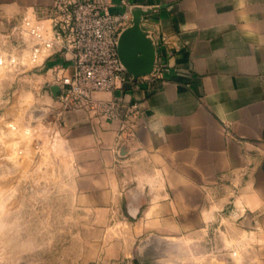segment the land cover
<instances>
[{"label": "crops", "instance_id": "obj_1", "mask_svg": "<svg viewBox=\"0 0 264 264\" xmlns=\"http://www.w3.org/2000/svg\"><path fill=\"white\" fill-rule=\"evenodd\" d=\"M101 1L113 12L154 7L141 27L156 56L151 73L96 94L137 105L133 133L85 109L54 123L56 174L73 206L127 226L111 239L135 240L119 254L137 261L177 264V235L219 230L222 255L247 256L226 264H264V0ZM50 2L0 0V23L44 17ZM27 69L36 105L54 113L51 88L69 62L45 49Z\"/></svg>", "mask_w": 264, "mask_h": 264}, {"label": "rangeland", "instance_id": "obj_2", "mask_svg": "<svg viewBox=\"0 0 264 264\" xmlns=\"http://www.w3.org/2000/svg\"><path fill=\"white\" fill-rule=\"evenodd\" d=\"M27 36L0 23V264H141L119 254L121 245L133 248L135 240L111 239L126 236L128 227L91 222L102 221L103 216L74 207L57 176L55 156L60 146L53 125L47 123L49 112L40 115L41 107L30 92L27 68L33 64V46ZM183 237L177 235L175 244H170V262L173 258L177 264L247 261L244 251L222 255L219 230L210 237L200 233ZM158 248L163 252L164 245Z\"/></svg>", "mask_w": 264, "mask_h": 264}, {"label": "built area", "instance_id": "obj_3", "mask_svg": "<svg viewBox=\"0 0 264 264\" xmlns=\"http://www.w3.org/2000/svg\"><path fill=\"white\" fill-rule=\"evenodd\" d=\"M130 20L129 10L110 11L101 0H51L46 16L26 15L13 25L28 35L31 50L61 51L71 66L70 71L56 73L59 107L48 116V124L54 125L68 110L85 109L133 133L137 105L125 107L117 95L107 99L96 95L121 89L132 79L120 63L116 45L119 31Z\"/></svg>", "mask_w": 264, "mask_h": 264}, {"label": "water", "instance_id": "obj_4", "mask_svg": "<svg viewBox=\"0 0 264 264\" xmlns=\"http://www.w3.org/2000/svg\"><path fill=\"white\" fill-rule=\"evenodd\" d=\"M154 9V7H131L129 9L131 13L130 23L122 27L117 35L116 45L120 63L133 79L151 73L154 68L155 43L141 27L143 15L152 12ZM51 89L56 94L58 86L53 85ZM40 111V115L45 113L44 109H40Z\"/></svg>", "mask_w": 264, "mask_h": 264}, {"label": "bare ground", "instance_id": "obj_5", "mask_svg": "<svg viewBox=\"0 0 264 264\" xmlns=\"http://www.w3.org/2000/svg\"><path fill=\"white\" fill-rule=\"evenodd\" d=\"M45 51V48L44 47H42V48H40V49H36V48H34V49H32L31 51H30V61L31 62H33V63H36V61L38 60V58H39V56L40 55H42V53ZM5 53V52H4ZM13 58V57H12ZM12 62V61H11ZM1 64V63H0ZM11 122V121H10ZM9 122V123H10ZM14 124H11V126H13ZM9 126V125H8ZM28 127V126H27ZM12 129V128H11ZM28 129H29V127H28ZM27 129V130H28ZM30 130V129H29ZM36 130V129H35ZM37 131V130H36ZM27 132V131H26ZM52 144V143H51ZM56 145V144H55ZM48 146H50V144L48 145ZM47 146V147H48ZM51 148V147H50ZM57 149V148H56Z\"/></svg>", "mask_w": 264, "mask_h": 264}]
</instances>
